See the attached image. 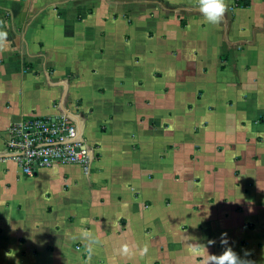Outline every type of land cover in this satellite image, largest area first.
<instances>
[{
  "label": "crops",
  "instance_id": "obj_1",
  "mask_svg": "<svg viewBox=\"0 0 264 264\" xmlns=\"http://www.w3.org/2000/svg\"><path fill=\"white\" fill-rule=\"evenodd\" d=\"M225 3L0 0V264H264V0ZM61 114L90 171L23 175L8 128Z\"/></svg>",
  "mask_w": 264,
  "mask_h": 264
},
{
  "label": "built area",
  "instance_id": "obj_2",
  "mask_svg": "<svg viewBox=\"0 0 264 264\" xmlns=\"http://www.w3.org/2000/svg\"><path fill=\"white\" fill-rule=\"evenodd\" d=\"M5 157L25 176L56 165H79L89 172L95 159L76 122L66 114L17 119L7 130Z\"/></svg>",
  "mask_w": 264,
  "mask_h": 264
},
{
  "label": "clouds",
  "instance_id": "obj_3",
  "mask_svg": "<svg viewBox=\"0 0 264 264\" xmlns=\"http://www.w3.org/2000/svg\"><path fill=\"white\" fill-rule=\"evenodd\" d=\"M199 9L203 14L204 19L209 24H219L224 18L227 11L225 0H199ZM7 37V33L0 31V41ZM215 240H209L208 245L215 244ZM221 245H228L227 233H222L220 237ZM202 251H206L207 257L204 259L203 264H254L253 261L242 259L231 247H227L221 255H210L207 248L204 246ZM245 255H248L246 252Z\"/></svg>",
  "mask_w": 264,
  "mask_h": 264
},
{
  "label": "trees",
  "instance_id": "obj_4",
  "mask_svg": "<svg viewBox=\"0 0 264 264\" xmlns=\"http://www.w3.org/2000/svg\"><path fill=\"white\" fill-rule=\"evenodd\" d=\"M246 4H247V2L244 3V5H246Z\"/></svg>",
  "mask_w": 264,
  "mask_h": 264
}]
</instances>
